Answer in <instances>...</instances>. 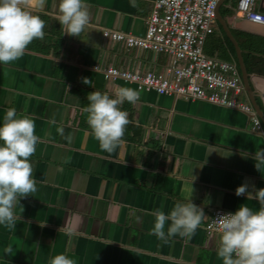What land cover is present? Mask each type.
Returning <instances> with one entry per match:
<instances>
[{"label":"crops","instance_id":"crops-1","mask_svg":"<svg viewBox=\"0 0 264 264\" xmlns=\"http://www.w3.org/2000/svg\"><path fill=\"white\" fill-rule=\"evenodd\" d=\"M85 2L87 33L73 37L59 22V0H45L43 7L27 0L25 10L40 18L46 14L45 36L33 41L42 48L29 44L20 59L0 63V124L15 108L18 117L34 119L39 136L30 158L38 191L20 199L24 211L13 230L0 226V264H49L60 253L77 264H222L220 232H207L204 221L216 205L237 210L246 203L258 209L257 200L235 190L242 184L249 193L264 188V166L259 171L254 166L256 152L264 148V23L234 10L221 14L225 20L232 14L229 28L240 37L245 33L255 50L249 55L258 52L262 58L255 57L256 69L246 70L251 95L241 76L240 97L259 118L251 127L248 113L236 106L138 89L132 80L105 76L102 67L109 63L162 68L164 52L102 33L103 27L142 32L152 0H136V7L130 0ZM119 87L142 91L135 104L121 106L130 120L125 142L108 153L100 149L81 109L89 104L90 92L115 98ZM189 199L205 213L191 237L177 235L163 243L151 234L154 211L167 215L176 202ZM8 245L12 255L3 252Z\"/></svg>","mask_w":264,"mask_h":264},{"label":"clouds","instance_id":"clouds-1","mask_svg":"<svg viewBox=\"0 0 264 264\" xmlns=\"http://www.w3.org/2000/svg\"><path fill=\"white\" fill-rule=\"evenodd\" d=\"M27 0H0V63L10 64L24 56L26 49L34 39H43L46 22L30 11L25 10ZM252 0H245L250 5ZM43 7L45 0H35ZM136 7V0H130ZM59 22L66 34L73 37H85L90 23L89 5L85 0H59ZM83 83L91 85L87 78ZM142 90L119 87L115 98L107 93L92 91L87 95L89 104L81 109L87 114V124L92 135L98 141L101 150L113 153L125 141L123 136L130 123L128 113L121 109L127 101L135 104ZM35 121L28 115L17 116L15 108H9L0 124V226L13 230L24 211L19 203L37 192V180L34 178V164L30 158L36 152L39 136L35 134ZM255 168L264 166V148L255 154ZM247 194L248 200H257L260 207L254 210L248 204H241L234 213L219 215L216 218L220 232L217 257L222 264H264V188L248 192V185L242 184L235 195ZM33 196V195H32ZM17 209L19 211L17 212ZM151 234L161 242L169 238L191 237L202 225L205 213L201 207L188 200L176 202L166 215L157 209ZM167 221H171L165 232ZM13 246L8 245L4 253L13 254ZM49 264H77L66 254L52 257Z\"/></svg>","mask_w":264,"mask_h":264},{"label":"built area","instance_id":"built-area-1","mask_svg":"<svg viewBox=\"0 0 264 264\" xmlns=\"http://www.w3.org/2000/svg\"><path fill=\"white\" fill-rule=\"evenodd\" d=\"M218 0H152L140 33L114 27H103L102 33L126 44L146 47L166 54L162 68L138 70L109 63L102 67L105 76H120L134 81L136 88L185 94L236 106L245 110L251 127L259 118L251 103L240 97L243 83L233 59L211 54L203 49L208 33L213 30ZM235 13L264 23V0H234ZM236 210L213 206L204 229L218 231L216 218Z\"/></svg>","mask_w":264,"mask_h":264},{"label":"trees","instance_id":"trees-1","mask_svg":"<svg viewBox=\"0 0 264 264\" xmlns=\"http://www.w3.org/2000/svg\"><path fill=\"white\" fill-rule=\"evenodd\" d=\"M234 9L232 7V4L229 5L226 3L225 0L222 1V3L219 5V12L224 15L227 13L232 12ZM46 14H42V18L41 19H45ZM231 31L233 32L239 47H240V52H241V56H242V60L245 66V69L247 71H249L252 67H255V63L258 61L255 57L259 58L260 60H262L261 56H259V54L255 53L254 56H250V51H255L253 50L254 48H252L251 43H249L250 41L247 37H245V33L242 34V36L240 37V35L237 34V32L230 27ZM58 41V38H54V41ZM35 41V40H33ZM247 41V42H246ZM34 42L30 43L33 44ZM37 47L39 45H37L36 43H34ZM38 48H42V46L38 47ZM203 49L208 52V53H213V52H217V55H220L222 57H226L229 59H233L236 63V66L239 69L238 63H237V59H236V53H235V49L233 46V43L231 42V40L229 39V37L226 35V33L224 32L223 28L221 27L220 23L218 21H216V24L214 26L213 32L211 31L210 33L207 34L204 43H203ZM256 69V67H255Z\"/></svg>","mask_w":264,"mask_h":264},{"label":"water","instance_id":"water-1","mask_svg":"<svg viewBox=\"0 0 264 264\" xmlns=\"http://www.w3.org/2000/svg\"><path fill=\"white\" fill-rule=\"evenodd\" d=\"M219 2H220V0H218L217 5L215 7V18L220 23L224 32L226 33V35L229 37V39L233 43L235 53H236L237 63H238L240 73H241V76H242V79L244 82V87L247 89L248 93L251 95V90H250L248 82H247V72H246V69H245V66H244V63L242 60L239 44H238L235 36L233 35L232 31L230 30L229 25L227 24L226 20L224 19V17L219 12V9H218ZM254 104L257 105L256 102H254Z\"/></svg>","mask_w":264,"mask_h":264},{"label":"rangeland","instance_id":"rangeland-1","mask_svg":"<svg viewBox=\"0 0 264 264\" xmlns=\"http://www.w3.org/2000/svg\"><path fill=\"white\" fill-rule=\"evenodd\" d=\"M227 4L231 5L233 4L234 0H225ZM235 13V12H234ZM233 13V14H234ZM232 15V14H231ZM231 15H226V20H227V23H231L230 20H231ZM215 23V22H214ZM213 54H216L217 55V52H213Z\"/></svg>","mask_w":264,"mask_h":264}]
</instances>
